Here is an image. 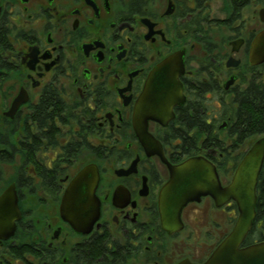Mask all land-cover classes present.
Returning a JSON list of instances; mask_svg holds the SVG:
<instances>
[{
	"label": "flooded vegetation",
	"instance_id": "af4514ba",
	"mask_svg": "<svg viewBox=\"0 0 264 264\" xmlns=\"http://www.w3.org/2000/svg\"><path fill=\"white\" fill-rule=\"evenodd\" d=\"M212 1L0 0V195L13 186L20 210L13 231L0 237V264L208 261L232 230L237 203L202 195L182 208L180 227L164 228L159 199L168 163L205 156L229 185L239 163L230 171L233 162L221 159L245 155L256 140L237 151L222 137L241 93L264 83V62L250 61L264 0H222L219 8ZM178 53L183 101L163 123L141 107L155 101L147 92L154 70ZM196 118L220 141L208 143L203 131L191 144ZM137 121L156 145L141 140ZM88 165L98 169L100 212L80 227L66 217L64 198ZM196 212L204 231L192 221ZM222 213L231 228L217 234Z\"/></svg>",
	"mask_w": 264,
	"mask_h": 264
},
{
	"label": "water",
	"instance_id": "95a60500",
	"mask_svg": "<svg viewBox=\"0 0 264 264\" xmlns=\"http://www.w3.org/2000/svg\"><path fill=\"white\" fill-rule=\"evenodd\" d=\"M250 61L253 64L264 62V30L252 42ZM182 70L183 58L179 53L165 59L154 70L147 92L155 101L141 107L146 109L148 117L166 123V118L174 115L173 105L183 101L182 84L178 79ZM139 122L136 127L141 140L147 145H156L158 142ZM168 164L170 178L162 187L159 199L164 228L180 227L182 208L189 201L199 200L202 195L211 194L219 205L233 198L239 211L235 224L204 264H264V240L243 245L256 221L257 185L264 165V136L246 152L227 186L222 185L216 165L205 156H192L179 164ZM98 178L97 167L86 166L77 174L65 195V207L71 205L66 217L80 227H91L99 215L100 201L95 193ZM83 186L87 191L81 195L78 189ZM19 217L17 194L13 186H9L0 195V237L10 235V228L13 231L15 219Z\"/></svg>",
	"mask_w": 264,
	"mask_h": 264
},
{
	"label": "trees",
	"instance_id": "16d2710c",
	"mask_svg": "<svg viewBox=\"0 0 264 264\" xmlns=\"http://www.w3.org/2000/svg\"><path fill=\"white\" fill-rule=\"evenodd\" d=\"M192 109L193 113H199L197 105ZM236 113V117L232 120V127L229 130V135L222 138L225 142L227 139H231L233 142V148L238 151L242 149L243 144L248 139L261 133L264 134V83L252 82L248 89L241 93ZM180 124L181 127L184 126L182 119L180 120ZM212 126L213 125L208 122L204 123L199 118L192 119L190 122L192 132L189 137L191 144L193 142L197 144L200 143L203 131L207 133L208 143L215 142L216 140L220 141L218 134L212 131ZM243 155L244 152L237 154L236 151H232L227 153L221 161L233 162L234 165L231 168H227V170L233 171ZM223 167L225 168L224 165ZM257 195L258 203L256 221L245 240L246 244L264 240V165L259 176Z\"/></svg>",
	"mask_w": 264,
	"mask_h": 264
},
{
	"label": "rangeland",
	"instance_id": "374dc122",
	"mask_svg": "<svg viewBox=\"0 0 264 264\" xmlns=\"http://www.w3.org/2000/svg\"><path fill=\"white\" fill-rule=\"evenodd\" d=\"M213 2V5L216 7V8H219L220 6H221V4H222V0H213L212 1ZM214 7V8H215ZM4 99H3V97H1V95H0V106H3V103H4ZM259 138V136H256V137H254L253 138V140H251V144L255 141V140H257ZM6 177H7V179H9L10 178V170H9V172L7 173V175H6ZM228 214H226V213H222L220 216H218V218L221 220V222H222V227L221 228H219L218 230H217V234L218 233H220V231L222 232H224L225 230H229L230 228H231V224L228 222ZM193 220V222H195L196 224H199L200 225V230L201 231H204L205 230V225H207V224H204V216H203V214L202 213H200V212H196V215L195 216H193V218H192ZM213 231H214V228H211Z\"/></svg>",
	"mask_w": 264,
	"mask_h": 264
}]
</instances>
